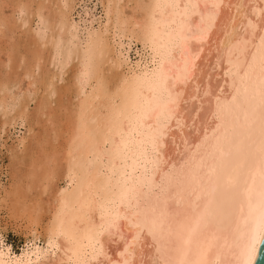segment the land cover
Wrapping results in <instances>:
<instances>
[{"label":"bare ground","instance_id":"6f19581e","mask_svg":"<svg viewBox=\"0 0 264 264\" xmlns=\"http://www.w3.org/2000/svg\"><path fill=\"white\" fill-rule=\"evenodd\" d=\"M24 1V3H29L26 2V0ZM31 1L33 0H30V2ZM119 1L115 0L114 2L113 0L114 3L112 4L115 6V3H119ZM130 1L128 3H132ZM110 2H112V0H109L108 3ZM39 4L41 3H38V5ZM143 5L144 6L141 7L138 5L141 9V11L139 10L141 14L138 16L140 17V23H137V17L135 18L136 22L133 19L134 23L138 24V34L135 33L136 31H133L136 36H139V39H142L143 43H145L148 48L144 54L145 64L140 66V68L138 67V70L132 73L133 75L130 73L132 76L129 80L127 79L128 81L125 87L123 86L124 89L122 88L123 93L122 96L120 95L121 100L120 102L118 101V103H120L119 107L116 109L114 117L110 119L111 121L108 124L110 145L107 151L103 150V152L101 150L102 146H100L101 149H98L97 146L98 152L99 150L103 152L100 151L102 155L99 152L101 155L100 161L104 162V166L101 168L103 170L99 168L90 176L91 179L89 178L90 180L88 182V178L86 179L87 183L84 182V185L78 189H74L71 193H64L66 195L63 196V194L61 195L62 192H59L63 197L60 198L62 199V203L60 202L61 204L57 202L60 206L61 213L56 219L58 220L56 222L61 225L59 230L63 237L60 238L61 240L59 242L61 244V254L58 255L57 260L54 262H58V264H253L264 232V0H145ZM3 6L0 4V27L7 28L9 26L8 28L11 30L13 25H11L12 23H9V25L7 22L10 15H6L8 17L6 20L5 14L2 13L6 11V9L5 11L3 10L6 5ZM24 6L25 4L23 5V10H25ZM26 6H28V4ZM39 6H34L33 8L37 10ZM116 6L112 7V11L110 9L111 13L113 12L114 14L115 22H117V18H120V14L119 17L118 15L116 16V11L118 12L120 10L119 5L117 6L119 10H116ZM6 7H12V5H7ZM30 9L32 8L28 7L27 11ZM58 9L59 10H55V12H58L56 15L59 17V14L61 15L64 13L62 10L60 11L61 6ZM14 10L15 13L18 14L17 9ZM39 10L40 8L37 11L39 12ZM27 11L26 13L30 14L29 11ZM49 11H51L50 8ZM106 11H109V8ZM31 12H33V10ZM108 13L110 12L103 15L107 23L105 26H108ZM131 13L134 12L131 11ZM32 14L33 13L30 15ZM41 14H38V16ZM47 15L50 16L49 14ZM133 15L135 17L138 14L136 13L135 15L134 13ZM127 16L129 15L127 14ZM40 17H42V15ZM53 17L55 20L52 19L51 21L54 20L56 22L55 15H53ZM46 18L49 17L46 16ZM61 19L59 17V20ZM114 19H112V21H114ZM120 19L119 21L121 22L122 19ZM129 19H131V17ZM128 20L127 22L129 23ZM134 23L130 25H134ZM117 24L115 23L114 27L113 25L112 27L117 28L115 27ZM120 24L122 25V23ZM59 25L58 27H61L62 24ZM109 25H111V22ZM127 26H129V24ZM121 28L120 26V29ZM127 28L131 29L130 27ZM136 28L137 25L135 30ZM14 32L16 33V31ZM126 32L128 33V30H126ZM135 35L133 37H136ZM59 37L61 36L59 35ZM6 40L8 41V38ZM18 42H16L15 45L19 46L17 44ZM48 43H50V41ZM103 43L104 42H102V45ZM99 44L97 43L96 45ZM88 45L89 46L85 47L84 51L78 57V68L77 70L74 68L76 71L75 78L73 77L75 74L72 76L75 83L72 82L71 86L73 87V83L76 84L78 88L76 89L80 91L82 88V92L83 86H85L88 81L92 70L95 71V68L99 66L96 65V67L93 63L95 61L96 64L98 59L94 60V58L97 57L95 55V51L97 50H95L92 44ZM102 45L100 47H102ZM24 47H26V45H24ZM18 48L20 47H17V51ZM101 49L102 48L98 50L99 53ZM50 50H52V48ZM104 50L106 51V48H104ZM140 50H142V48ZM15 53L17 52L15 51ZM26 53H22V56L26 55ZM38 53V51H32V54L29 55L30 62H37ZM67 53L65 52L64 58L65 55L67 56ZM10 54L13 55L12 52ZM10 54L9 56H11ZM17 55L15 57L18 58L19 55ZM100 55L102 54L100 53ZM6 59L7 58H5V60ZM44 62H42V64H44ZM17 63H19L18 60ZM22 63L23 62H21V64ZM4 64H6V62ZM14 64L16 65V63H13V65ZM18 65L19 64L16 66ZM16 66L15 68H17ZM40 66L37 65L36 69ZM18 67H20V65ZM11 69H14V66L13 68L11 66ZM17 69H15V72L13 71V75L16 73ZM34 70L33 67V71ZM94 71L92 73H94ZM20 72H22V76H19L21 79L24 76L23 71ZM46 73L47 72H44V74ZM73 73L75 72L73 71ZM95 73L97 74V71ZM36 75H39V73ZM109 75L107 74V77L111 79L113 76L112 74L111 77ZM40 76L41 75H39V77ZM49 77L51 78L52 75ZM104 77L106 76L102 78ZM115 77L114 75V78ZM13 78L16 79V77ZM19 78H17V80ZM92 78L93 77H91V79ZM8 79L9 78L6 80ZM91 79L89 78L90 81ZM113 79H111L109 83H113ZM116 79L118 78L114 79L115 82H117ZM41 80L43 79L41 78ZM106 81L105 79L103 82L106 83ZM121 81L123 80L121 79ZM38 82L41 81L38 80ZM31 84L29 83L28 85L30 86ZM41 84L43 83L41 82ZM1 86H3V84ZM108 86L110 85L108 84ZM67 88L68 87H66V89L61 87L60 90L65 89L67 91ZM102 88L99 89V92ZM35 89L37 90V88ZM50 89L54 94L53 89ZM47 90L45 88L46 97L48 93ZM60 90L56 91V94H59L58 92H61ZM117 90L120 91L121 89L117 88ZM30 92L28 91L27 93L29 94ZM62 92L65 94V91L62 90ZM77 94L76 92L75 96ZM97 95L101 96L98 93ZM62 96L64 95L62 94ZM91 96L94 97L93 95ZM7 97H5V99ZM34 97H36V95ZM56 97L58 98V95ZM69 97L71 98V96ZM69 97L67 100H71ZM100 98L101 97H99V99ZM1 99L5 101L4 98ZM7 99H9V97ZM47 99L49 101L45 102L47 103V109L49 108L50 110L51 107L48 106L51 101L48 97ZM80 99L83 100L84 97ZM43 100H38L40 109L45 105ZM4 101L0 103L2 104ZM9 101L10 99L8 102ZM24 101L22 103H24ZM79 103L82 102L79 101ZM4 104L6 105V103ZM65 104L68 106L69 102ZM6 107H8V104ZM38 108L39 107L36 109ZM76 108L75 111L74 108H72L71 110L74 112H70L69 118L67 117L72 132L67 145V153H65L69 156L72 151L77 153L75 148V145H77V149L80 152L82 151L85 157L91 154V147H93L94 141L87 131V119L85 114L87 106L78 104ZM7 109L8 108H6V110ZM4 111H2V113L7 115ZM19 111L22 112V110ZM2 113L0 115H2ZM38 113L41 114V110L40 112L38 111ZM43 113L47 112L44 111ZM62 113H64L63 110ZM28 114L27 116H29V120L31 121V119H34L32 116L36 113L34 115ZM49 114H47V116H49ZM53 115L51 114L50 117ZM6 117L7 119L9 117L12 118L10 114L9 117L8 115ZM13 117H15V115H13ZM26 118L24 120L28 119ZM37 118L38 119L35 120L38 122L39 117ZM55 120L54 122L58 123V120ZM51 121L52 120H50V122ZM4 122L2 121L1 126L5 124ZM59 123H61L60 120ZM53 124L52 126L54 128L55 125ZM63 125L61 124L59 126ZM95 127L98 128V126ZM46 128H48V126ZM65 128L63 127L64 130ZM45 129L43 128L42 131L44 132ZM50 129L49 124V130ZM62 132L64 131H59L58 133L62 134ZM44 133H46V131ZM58 133L56 131L55 135ZM65 133H68L67 130H65ZM46 134L48 138V134L50 133L47 132ZM39 135L40 134H38V136ZM33 136L31 139L33 138V142H35L36 140ZM65 136L67 137V135ZM58 137L59 136H57V138ZM44 138L42 142L41 137L39 138V147L44 153L43 155L40 154L42 156L40 157L41 162L35 163V157H32L31 160L34 158V164L31 165L33 166L32 171L28 170L29 164H27L28 168L23 167V169L27 168L34 180H37L38 177L41 179H39V182L37 180L38 189L42 187V184L38 186L39 183L46 184V182H42V179H45L46 175L50 177L49 175L52 173L49 172V174H47L46 168L43 167H46V164L47 166L48 164L51 165V163H55L56 166V162L60 164L61 161H58L59 154L54 148L53 150L50 149L52 152L49 154L46 152V145L53 144H46ZM49 138H51L50 141L52 142L56 139L55 141L58 143L57 138H52V136ZM30 141L32 140L29 139V142ZM47 141H49V139H47ZM63 141L61 140V142ZM31 144L30 142V145ZM56 145V148H58L59 145ZM65 146L64 144V148ZM30 147H28V150ZM62 150L59 151L62 152ZM40 152L42 153V151ZM18 156H20V154L17 155V157ZM29 156L30 154L28 157ZM69 156L66 157L68 158ZM77 156L79 155L77 154ZM24 158L25 157H23V159ZM72 158H68V160ZM86 159L88 158L86 157ZM73 160L74 158L71 161ZM82 161H84L83 158ZM64 162L65 160L63 164ZM17 163H15V165ZM17 165L15 167H17ZM72 165H75V162L74 164L72 163ZM49 167L50 166L47 167L48 170L50 169ZM64 167L66 166L64 165ZM56 168L59 169V166H56ZM38 169H41L40 172H38ZM54 170L56 172L58 171L55 168ZM23 175L24 174H22V176ZM30 175H28L29 180L32 178ZM89 175H87V177ZM59 176H57V178H59ZM24 177L27 176L25 175L23 178ZM25 180L27 181V179ZM31 180L34 181L33 179ZM55 180L57 181L59 179ZM48 182H52L53 184L55 181H47V183ZM28 184L29 185H27V183L25 184L24 190L30 187L32 183ZM26 185L28 187H26ZM53 186L55 185L53 184ZM43 187H46V185ZM49 187L52 188L51 186ZM35 188L36 185L34 189ZM32 189L30 187L28 191L30 192ZM64 189L61 191L64 192ZM46 190L48 189H45V191ZM38 191L39 194L43 192L42 190ZM58 191H60V188ZM21 192L23 193V190H21ZM25 192L27 191L25 190ZM32 192V196L36 194H32ZM22 193L21 195L24 197L26 193L25 195ZM41 196L42 195L39 197L40 199ZM13 199L11 198L9 201ZM40 199L39 201L42 202ZM20 201L19 199L17 200L19 203ZM34 201L32 202L33 204ZM22 202L24 204L23 199L20 204H22ZM25 202L27 203V201ZM44 202L46 201H43V203ZM12 204L10 205L12 206ZM33 204L31 205L30 203V206H34V208L31 209H29L30 207H26V209L22 207L24 210L22 214L25 213L27 215L26 218H29L32 222L38 220V216L41 218L38 213L43 211L41 209L44 208V206L36 207L35 205L38 203ZM25 205L27 204L23 206L25 207ZM54 208L56 207H53V209L51 208L50 212H52ZM57 211H59V209ZM15 212L18 213L19 211ZM20 212H22V210ZM53 213H51V215H53ZM22 214H20V216ZM39 221L41 220L39 219L37 222L39 223ZM50 227L48 226L49 229ZM55 227H57V225H55ZM56 230L54 228H52V230H47L48 234L50 233L47 236L53 238L54 235L57 234V232H55ZM48 242L45 243L47 244ZM29 262V257H26L25 260L21 259V261H12V259H9L7 253L3 254L0 252V264H28Z\"/></svg>","mask_w":264,"mask_h":264},{"label":"rangeland","instance_id":"374dc122","mask_svg":"<svg viewBox=\"0 0 264 264\" xmlns=\"http://www.w3.org/2000/svg\"><path fill=\"white\" fill-rule=\"evenodd\" d=\"M5 1V0H4ZM3 0H1L0 2V4L3 6H11L12 5V7H6L5 6V8H3V10L5 11V9H6V11L5 12H2L3 14H5L4 16H5V19L7 20V16H11V18H10V16H9V18H8V20H7V22H8V24L10 23H12L11 25H13L12 27V29L10 30L8 27V29L7 28H5V27H0V62H1V65H0V80L2 81H0V97L1 98H4L5 99V97H9V99H10V101L9 102H11V103H9L8 102V100L9 99H5V101L4 100H2L1 98H0V102L1 101H4V102H2V104L0 103V109H2V110H0L1 112H0V114L2 113V111H4V113H6L7 115H8V117H9V114H10V116H12V118L11 117H9L8 119H7V115H5V114H3L2 113V115H0V126L2 125V121L5 123V124H3V126H1L0 127V252H2L3 254H5V253H7L8 255H9V259L11 260L12 259V261H21V259L23 260H25L26 259V257H29L30 258V262L28 263V264H58V262H54V261H56L57 260V257H58V255L59 254H61V244L59 243L60 242V238H62L63 237V235L61 234V231L59 230V228L61 227V225H59V223L58 222H56V221H58V220H56L57 218H58V216H60V213H61V210H60V206H59V204H61L62 202H61V200L62 199H60L61 197H63L64 195H66L67 193H71L74 189H78L79 187H81L82 185H84V182L85 183H87L91 178H90V176L91 175H93L94 173H95V171H97L99 168L101 169L102 168V166H104V162L103 161H100V159H101V155H102V153L104 152V151H107V148L109 147V145H110V136H109V134H108V124H109V122L111 121L110 119H112L113 117H114V113H115V111H116V109L119 107V104L120 103H118V101L120 102V100H121V96H122V93H123V89H124V87H125V84H126V82L129 80V78L133 75L132 73H134L135 72V70L137 71L138 70V67L140 68V66H143L145 63V57H144V54H145V52L148 50V48L146 47V44L145 43H143V41H142V39L140 38H138L139 36H136L135 35V33H137L138 34V24L137 23H140V17H138V16H140L139 14H141V9H140V7L141 6H144L143 5V2L145 3V0H132V1H130V0H116V1H119V3H115V6H116V4H117V6L119 5V8H120V10H119V8H117V6H116V10L118 9L119 11L117 12L116 11V16L118 15V17H119V14H120V18L122 19H120L121 20V22L119 21V19L117 18L116 20H117V22H115V19H114V14H113V12L111 13V11H112V7H115L112 3H114L115 2V0H114V2H113V0H112V2H110V3H108L109 2V0H33V1H31L30 2V0L28 1V0H26V2H29V3H33V4H29V3H24L25 1L24 0H19V2H18V0H7L8 1V3H7V1H5L4 2ZM68 1V2H67ZM132 2V3H128V2ZM12 2V3H11ZM41 3V4H39V5H41V6H43V7H41V6H39L38 5V3ZM60 2V3H59ZM137 2H138V4H137ZM141 2V3H140ZM3 3V4H2ZM5 3V4H4ZM15 5H14V4ZM20 3H21V7H20ZM37 3V4H36ZM105 3H107V4H105ZM134 3V4H133ZM25 4V6H24V9L27 11V9H28V7L29 8H32V9H30V10H28L29 11V13L31 14V13H33L32 15H30V14H28V13H26V11L25 10H23V5ZM28 4V6H26ZM61 4V5H60ZM63 4H64V6H63ZM70 4V5H69ZM136 4V5H135ZM31 5H32V7H31ZM55 5V6H54ZM58 5H59V7L61 6V9H60V11L62 10V12L64 13V14H59V17H60V19L62 18V17H64V18H62L61 20H59V17H58V15H56V14H58V12H55V10L57 11V10H59L58 8ZM104 5V6H103ZM106 5H107V8H106ZM113 5V6H112ZM132 5V6H131ZM135 5V6H134ZM138 5H140V7L138 6ZM3 6V7H4ZM36 7V6H39V7H37L38 9L40 8V10H39V12L35 9V8H33V7ZM63 6V7H62ZM138 6V7H137ZM26 7V8H25ZM69 7V8H68ZM111 7V8H110ZM11 8H12V10H13V13H12V10H11ZM49 8H50V10L51 11H49ZM103 8V9H102ZM108 8H109V11H106V10H108ZM14 9H17V12H18V14H16L15 13V10ZM48 9V10H47ZM65 9V10H64ZM110 9H111V11H110ZM137 9H138V11H137ZM21 10V11H20ZM33 10V12H31ZM64 10V11H63ZM69 10V11H68ZM136 10V11H135ZM140 10V11H139ZM11 11V12H10ZM25 11V12H24ZM27 11V12H28ZM35 11V12H34ZM42 11V12H41ZM49 11V12H48ZM120 11H122V12H120ZM131 11L132 12H134L135 13V15H136V13L138 14V15H136L135 17H134V13H131ZM43 13V14H41V13ZM61 12V13H62ZM107 12H110V13H108V16H109V21H108V26H105V25H107V23H106V21H105V16H103V15H106V13ZM122 13V14H121ZM23 14V15H22ZM38 14H41L42 15V17H40L41 15H39L38 16ZM47 14H49L50 16H48ZM127 14L129 15V16H127ZM2 15V14H1ZM7 15V16H6ZM29 15V16H28ZM43 15H45V16H43ZM53 15H55V18H56V22L57 23H59V21H60V25L62 24L63 25V27H62V25H61V27L62 28H64V29H62L61 27H58V25L59 24H57L54 20V17H53ZM46 16L47 17H49V18H46ZM58 18H57V17ZM127 16V17H126ZM50 17H52V18H50ZM111 17V18H110ZM131 17V19H129ZM138 18L137 19V23L135 24L134 23V20H135V22H136V19L135 18ZM129 20H128V19ZM52 19H54L53 21L55 22H53V21H51ZM57 19H58V21H57ZM112 19H114V21H112ZM134 19V20H133ZM10 20V21H9ZM111 20V21H110ZM124 20V21H123ZM127 20L129 21V23L127 22ZM130 20H132V21H130ZM66 21V22H65ZM105 21V22H104ZM118 21H119V23H118ZM123 21V22H122ZM111 22V25H109V23ZM113 22V23H112ZM105 23V24H104ZM115 23L117 24H119V26H118V24L115 26V27H117V28H113L114 27V25H115ZM120 23H122V25L120 24ZM134 23V25H130V24H133ZM9 24V25H10ZM129 24V26H127ZM14 25H16V26H14ZM59 25V26H60ZM102 25H103V27H102ZM112 25H113V27H112ZM136 25H137V28H136V30H135V27H136ZM120 26L122 27L121 29H120ZM134 26V27H133ZM53 27H55V28H53ZM66 27V28H65ZM107 28V29H105V28ZM111 27V28H110ZM127 27H130L131 29H129V28H127ZM46 28V29H45ZM59 28H61V29H59ZM120 30H119V29ZM127 28V29H126ZM7 29V30H6ZM56 29V30H55ZM66 29V30H65ZM109 29V30H108ZM112 29V30H111ZM116 29H118L119 30V32L117 33V31L118 30H116ZM123 29V30H122ZM5 30V31H4ZM18 30V31H17ZM72 30V31H71ZM113 30H114V32H113ZM122 30V31H121ZM126 30H128V33L126 32ZM136 31L135 33H134V31ZM7 31V32H6ZM10 33H9V32ZM14 31H16V33L14 32ZM44 31V32H43ZM54 31V32H53ZM59 31V32H58ZM65 31V32H64ZM130 31V32H129ZM133 31V32H132ZM12 32V33H11ZM55 32H56V34H55ZM112 32V33H111ZM123 34H122V33ZM15 35H14V34ZM54 33V34H53ZM59 33V34H58ZM66 33V34H65ZM119 33H121V34H119ZM132 33V34H131ZM12 34V35H11ZM38 34V35H37ZM41 34H43V35H41ZM62 34V35H61ZM104 34V35H103ZM110 34V35H109ZM136 36V37H133L134 35ZM3 35V36H2ZM37 35V36H36ZM59 35L61 36V37H59ZM71 35V36H70ZM129 35H131V36H129ZM5 36V37H4ZM7 36V37H6ZM17 36V37H16ZM25 36V37H24ZM36 36V37H35ZM38 36H39V38H38ZM55 36H57V37H55ZM65 36V37H64ZM67 36V37H66ZM114 36V37H113ZM127 36V37H126ZM4 37V38H3ZM29 37V38H28ZM32 37V38H31ZM64 39H63V38ZM8 38V41L6 40V39ZM13 38H14V40H13ZM26 40H25V39ZM40 38H43V39H40ZM57 38V39H56ZM63 40V42H62V40ZM67 39V41H66V39ZM131 38V39H130ZM136 38V39H135ZM18 39V40H17ZM60 39V40H59ZM102 39V40H101ZM130 39V40H129ZM135 39V40H134ZM14 42H13V41ZM15 40H17V41H15ZM20 40V41H19ZM26 42H25V41ZM35 40V41H34ZM50 41V43H48L49 41ZM99 40V41H98ZM11 41H12V43H11ZM19 41V42H18ZM59 41V42H58ZM16 42H18L17 44L19 45V46H17V45H15L16 44ZM28 42V43H27ZM32 42H34V43H32ZM52 42V43H51ZM61 42V43H60ZM91 42V43H90ZM99 42H100V44H99ZM102 42H104L103 43V45H102ZM20 43V44H19ZM99 44V45H96V44ZM14 44V45H13ZM26 45V47H24V45ZM29 46H28V45ZM36 44V45H35ZM55 44V45H54ZM59 46H58V45ZM88 44H92L94 47H95V50H97V51H95V55L97 56H95L96 58H94V60H96L97 58L99 59H97V61H98V63H97V61H96V64H95V61L93 62L94 63V66H96V65H99L97 68H95V71L94 70H92V72L94 71V73L97 71V74L95 75L94 73H92L91 72V74H90V76H89V78L91 79V77H93L94 78V80H93V78L91 79V81L89 80V78H88V81H89V83H88V81L86 82V84H85V86H83V92H82V88H81V90L79 91V90H77L78 88H77V86H76V84H74L75 83V80L73 79V77L75 78V76H76V71H75V69L77 70V68H78V62H79V56L81 55V53L84 51V49H85V47H87V46H89ZM105 44V45H104ZM107 44V45H106ZM143 44V45H142ZM145 44V45H144ZM10 47H9V46ZM33 45V46H32ZM38 45V46H37ZM51 45V46H50ZM102 45V47H100ZM15 46H16V49H15ZM37 46V47H36ZM41 46H43V47H41ZM45 46V47H44ZM58 46V47H57ZM104 46V47H103ZM106 46V47H105ZM107 46H108V48H107ZM13 47V48H12ZM17 47H20V48H18V51H17ZM23 47H24V49H23ZM31 47V48H30ZM41 47V48H40ZM83 47V48H82ZM9 48H11V49H9ZM29 50V49H31V50H27V49ZM40 48V49H39ZM52 48V50H50ZM62 48V49H61ZM64 48V49H63ZM97 48V49H96ZM100 48H102L103 50H104V48H106V51L108 52H106L105 50L103 51L102 49L100 50V53L102 54V55H100V53L98 52V50L100 49ZM142 48V50H140ZM145 48V49H144ZM147 48V49H146ZM15 49V50H14ZM19 49H21V50H19ZM26 49V50H25ZM62 50V51H61ZM69 50V51H68ZM15 51L17 52V53H15ZM32 51H38L39 53L37 54V62H30V59H29V55L30 54H32ZM42 51H43V53H42ZM59 51V52H58ZM102 51V52H101ZM140 51V52H139ZM12 52L13 53V55L12 54H10V53ZM26 53V55H23L22 56V53L23 54H25ZM53 52V53H52ZM65 52L67 53V52H69V53H67V56H68V54H69V56L67 57L66 55H65V58H64V54H65ZM76 52V53H75ZM98 52V53H97ZM143 52V53H142ZM19 53V54H18ZM55 53H56V55H55ZM138 53H139V55H138ZM140 53H142V54H140ZM7 54V55H6ZM9 54L12 56H9ZM19 56H18V55ZM43 56H41V55ZM18 56V58L17 57H15V56ZM39 55V56H38ZM42 58H41V57ZM57 56V57H56ZM141 56H143V57H141ZM10 57V58H9ZM15 57V58H14ZM21 57V58H20ZM47 57V58H46ZM5 58H7L6 60H5ZM15 59V60H13V59ZM20 58V59H19ZM24 58H25V60H24ZM28 58V59H27ZM41 60H40V59ZM45 58V59H44ZM10 59H11V61H12V63H11V61H10ZM22 59V60H21ZM53 59V60H52ZM65 59V60H64ZM138 59H139V61H138ZM141 59V60H140ZM17 60L19 61V63H17ZM24 60V61H23ZM4 61V62H3ZM10 61V62H9ZM23 62L22 64H21V62ZM39 61H40V64H39ZM44 62V61H46V62H44V64H46V65H44V64H42V62ZM65 61H67V62H65ZM141 61V62H140ZM6 62V64H4ZM3 63V64H2ZM13 63H16V65L17 64H19L20 65V67H18V66H16L15 64L13 65ZM29 63V64H28ZM100 63H101V65H100ZM24 64V65H23ZM41 65L40 67H38L37 69H36V66L37 65ZM116 64V65H115ZM8 65H10V66H8ZM3 66V67H2ZM11 66H12V68H13V66H14V69H11ZM15 66L18 68V69H20V70H18L17 68H15ZM24 66H25V68H24ZM94 66H93V68H94ZM109 66V67H108ZM134 66V67H133ZM33 67H34V69L36 70H34L33 71ZM42 67V68H41ZM46 67H47V69H46ZM3 68V69H2ZM6 68V69H5ZM10 68V69H9ZM23 70H22V69ZM40 68H41V71H40ZM43 68H44V70H43ZM75 68V69H74ZM100 68H101V71H100ZM134 68V69H133ZM15 69H17L18 70V73H20V74H18L17 73V70H16V73L13 75V71L15 72ZM74 69V70H73ZM99 69V70H98ZM110 69V70H109ZM114 69H115V71H114ZM11 70H12V73H11ZM47 70V71H46ZM133 70V71H132ZM2 71V72H1ZM20 71H23V76L24 77H22L21 79L19 78V76H22V72H20ZM33 71V72H32ZM37 71H38V73H39V75H41L40 77H39V75H36V74H38L37 73ZM40 71V72H39ZM42 71H44V72H47L46 74H44V72H42ZM73 71L75 72V73H73ZM107 71V72H106ZM113 71V72H112ZM5 72V73H4ZM11 73V74H9V73ZM35 72H36V74H35ZM99 72V73H98ZM102 74H101V73ZM110 72H111V74H112V78L111 79H113L114 78V75L116 76L115 78H118V79H116L117 80V82H115V78L113 79V83H115V84H113L112 82V84L111 83H109L110 81H111V79L109 78V77H107V74L109 75L110 74ZM116 72H117V74H116ZM128 72V73H127ZM104 73H106V74H104ZM113 73H115V74H113ZM118 73H120V74H118ZM130 73L132 74V75H130ZM4 74V75H3ZM30 76H29V75ZM43 74V75H42ZM75 74V75H74ZM92 74H93V76H92ZM111 74L109 75L110 77H111ZM13 76V77H16V79L15 78H13V77H11V76ZM28 75V76H27ZM45 75V76H44ZM51 76L52 75V79L49 77V76ZM74 75V76H73ZM117 75H118V77H117ZM3 76V77H2ZM18 76V77H17ZM27 76V77H26ZM34 76H35V78H37L39 81H41L43 84H41V82H38V80L37 79H35L34 78ZM50 78H48V77ZM73 76V77H72ZM95 76V77H94ZM103 76H106V77H104V78H102ZM128 78H127V77ZM26 77V78H25ZM44 77V78H43ZM45 77H47V78H45ZM97 77V78H96ZM121 77H123V78H121ZM2 78V79H1ZM5 78V79H4ZM7 78H9L8 80H6ZM12 78H13V80H12ZM17 78H19L18 80H17ZM32 78V79H31ZM41 78L43 79V80H41ZM98 78H99V80H98ZM120 78V79H119ZM4 79V80H3ZM34 79V80H33ZM101 79V80H100ZM106 79L107 81H106V83L105 82H103L104 80ZM110 79V80H109ZM121 79L123 80V81H121ZM128 79V80H127ZM30 80V81H29ZM47 80V81H46ZM74 80V81H73ZM93 80V81H92ZM6 83H5V82ZM14 83V85H13V83ZM33 81V82H32ZM49 81V82H48ZM50 81H51V83H50ZM53 81V82H52ZM125 81V82H124ZM46 83V85H45V83ZM72 82H74L73 83V87L71 86L72 85ZM122 82V83H121ZM5 83V84H4ZM11 83H12V85H11ZM31 84L30 86L28 85V84ZM39 85H38V84ZM123 83H124V85H123ZM3 84V86H1ZM27 84V85H26ZM35 84V85H34ZM52 84V85H51ZM54 84V85H53ZM103 85V88H102V85ZM106 84V85H105ZM108 84L110 85V86H108ZM38 85V86H37ZM45 85V86H44ZM75 85V86H74ZM120 85V86H119ZM30 88H29V87ZM41 86V87H40ZM42 86H44V87H42ZM52 86H54V87H52ZM62 88H65L66 89V87H68L69 88V86H70V88L68 89L67 88V91L65 90V89H61L60 90V88L61 87ZM66 86V87H65ZM119 86V87H118ZM124 86V87H123ZM22 87V88H21ZM27 87V88H26ZM33 87H34V89L35 88H37V90L35 89H33ZM39 87V88H38ZM55 87H57V88H55ZM60 87V88H59ZM102 88L101 90H100V92H99V89L100 88ZM26 88V90L24 91V89ZM32 88V89H31ZM44 90H43V89ZM45 88H46V90H47V92L49 93H47V97L50 99V105L48 106V107H51V109L49 110V108L47 109V103L45 102V101H49L48 99H47V97H46V93H45ZM50 88H55V89H53V91H54V94L52 93V90L50 89ZM74 88V89H73ZM77 88V89H76ZM99 88V89H98ZM117 88L118 89H121L120 91H118L117 90ZM123 88V89H122ZM5 89V90H4ZM20 89H21V91H20ZM27 89H28V91L30 92V91H32L33 92V94H32V92H30L29 94L27 93L28 91H27ZM51 90V91H50ZM61 91V92H58L59 94H56V91ZM62 90L63 91H65V94H64V92H62ZM104 90V91H103ZM50 91V92H49ZM71 91V92H70ZM13 92V93H12ZM23 94H22V93ZM26 92V93H25ZM76 92L78 93L76 96H75V94H76ZM82 92V93H81ZM98 94H100L101 96H98L97 95V93ZM2 93V94H1ZM36 93V94H35ZM73 94V95H71V94ZM96 93V94H95ZM103 93V94H102ZM121 93V94H120ZM13 94V95H12ZM16 94V95H15ZM17 94H19V95H17ZM26 94V95H25ZM41 94V95H40ZM45 96H44V95ZM56 94V95H55ZM62 94L64 95V96H62ZM87 94V95H86ZM119 94V95H118ZM15 95V96H14ZM36 95V97H34ZM51 95V96H50ZM58 95V98L56 97ZM61 95V96H60ZM83 95V96H82ZM91 95H93L94 97H90ZM96 95V96H95ZM117 95H118V97H117ZM121 95V96H120ZM18 96V97H17ZM22 96H23V98L25 99L26 97V99H25V101H27V102H25L24 101V99L22 98ZM50 96V97H49ZM67 96V97H66ZM69 96H71V98L69 97ZM73 96V97H72ZM88 96V97H87ZM98 96V97H97ZM34 97V98H33ZM37 97H38V99H37ZM69 97V99H71V100H67V98ZM74 97H76V98H74ZM83 97H84V99H83ZM99 97H101L100 99H99ZM33 98V99H32ZM40 98V99H39ZM57 98V99H56ZM64 98V99H63ZM74 98V99H73ZM80 98H82L83 100H85V101H83V100H81ZM86 98H87V100H88V98H89V100L87 101L86 100ZM91 98V99H90ZM96 99V100H94V99ZM98 98V99H97ZM12 99H13V101H12ZM35 99H36V101H35ZM43 99H45V100H43ZM67 101H66V100ZM80 99V100H79ZM119 99V100H118ZM18 100V101H17ZM38 100H43V102L45 103V105L43 106V107H41L42 109H40V106H39V102H38ZM61 100V101H60ZM77 100V101H76ZM98 100V101H97ZM20 101V102H19ZM24 101V103H22ZM55 101H56V103H55ZM73 101H76V102H73ZM79 101L80 102H82V103H79ZM91 101H94V102H91ZM95 101H96V103H95ZM19 102V103H18ZM61 102V103H60ZM68 103L69 102V105L68 106H66V104L65 103ZM71 102V103H70ZM84 102V103H83ZM4 103H6V105L4 104ZM14 103H15V105H16V103H17V105L15 106L14 105ZM23 105H25V103H26V108H25V106H23ZM61 105H60V104ZM73 103V104H72ZM86 103H87V105H86ZM91 103V104H90ZM7 104H8V107H6L7 106ZM48 104H49V102H48ZM77 104V105H76ZM78 104L79 105H85V106H87V108H86V119H87V121L89 122H87L86 121V125H87V131H88V133H89V135L93 138V141H94V143H93V147H91V154H89L88 156H85L84 157V154H82L83 152L81 151H79L78 149H77V145H75L76 147V152L77 153H74L75 151H72L71 152V154H70V156L69 155H66V153H67V145H68V142H69V137L71 136V126L68 124V119H67V117L68 116H70V112H72L73 110H71L72 108H74V111H75V109H77L76 107H78ZM35 105H37V106H35ZM17 106H19V107H17ZM23 106V107H22ZM56 106V107H55ZM91 108H90V107ZM92 106H93V108H92ZM1 107H3V108H1ZM12 107H14V108H12ZM16 107V108H15ZM20 107H22V108H20ZM37 107H39L38 109H36ZM59 107V108H58ZM62 109H61V108ZM96 107V108H95ZM6 108H8L7 110H8V112H7V110H6ZM20 108V109H19ZM56 108V109H55ZM57 108H58V111H57ZM64 108V109H63ZM4 109V110H3ZM66 109V110H65ZM70 109V110H69ZM19 110H22V112L21 111H19ZM34 110H36V111H34ZM40 110H41V114L40 113H38V111L40 112ZM53 110V111H52ZM62 110H63V112L64 113H62ZM68 110V111H67ZM89 110V111H88ZM14 111V112H13ZM18 111V112H17ZM26 111V112H25ZM44 111H46L47 113H43ZM73 111V112H74ZM88 111V112H87ZM30 112V113H29ZM32 112V113H31ZM56 112V113H55ZM57 112H59V113H61V114H59V113H57ZM69 112V113H68ZM15 113V114H14ZM29 113V114H28ZM36 113V114H35ZM40 114L39 116H37L38 114ZM43 113V114H42ZM50 113V114H49ZM57 115H55V114ZM90 113V114H89ZM110 113H111V115H110ZM26 114V115H25ZM27 114L28 115H30V114H32V115H34V116H32L34 119L32 120L31 118V121L29 120V116H27ZM47 114H49V116H47ZM51 114L53 115L52 117H50L51 116ZM59 114V115H58ZM13 115H15V117H13ZM24 115V116H23ZM92 115H93V117H92ZM94 115H96V116H94ZM17 116V117H16ZM19 116H21V117H19ZM28 118H26V117ZM63 116V117H62ZM37 117H39V120H38V122H37V120H35V119H38ZM54 117V118H53ZM59 117V118H58ZM64 117H66V118H64ZM4 118H6V119H4ZM17 118H19V119H17ZM27 119V120H24V119ZM58 118V119H57ZM63 118V119H62ZM69 118V117H68ZM4 119V120H3ZM22 119H23V121H22ZM48 121H46V120ZM52 120L51 122H50V120ZM56 119V120H55ZM13 120V121H12ZM19 120V121H18ZM21 120V121H20ZM34 120H35V122H34ZM54 120L55 121H57L58 120V123L57 122H54ZM59 120H60V122L61 123H59ZM33 121V122H32ZM47 122V125H46V122ZM8 122V123H7ZM20 122V123H19ZM50 122V123H49ZM35 123H37V124H35ZM54 123V124H53ZM94 123V124H93ZM100 123V124H99ZM104 124V126H103V124ZM43 125V127H42V125ZM49 124H50V128L52 129L53 128V126H52V124L53 125H55L54 126V130L52 129V131H51V129L49 130ZM63 125V126H59V125ZM44 125H46V126H44ZM67 125V126H66ZM100 125V126H99ZM48 126V128H46ZM60 128H59V127ZM69 126V127H68ZM95 126H98V128H96ZM58 127V128H57ZM63 127L65 128V130H67V134L65 133V130L63 129ZM68 127V128H67ZM43 128L45 129L44 130V132L46 131V133L48 132V133H50V134H48V138H47V134L46 133H44L42 130H43ZM57 128V129H56ZM62 128V129H61ZM100 128V129H99ZM41 129V130H40ZM58 129H60V130H58ZM47 130H49V131H47ZM70 130V131H69ZM107 130V131H106ZM51 131V132H50ZM56 131H57V133L60 131H64V132H62V134L61 133H58V134H60V135H55L56 134ZM39 132V133H38ZM42 132H43V134H42ZM38 134H40L39 136H38ZM53 134V135H52ZM64 134V135H63ZM70 134V135H69ZM34 135V136H33ZM42 135V136H41ZM65 135H67V137L65 136ZM34 137L35 138V142H33L34 141V139L32 138L31 139V137ZM36 136V137H35ZM52 136V138L53 137H55V138H57V136H59L57 139V142L58 143H56V139L55 140H53V142L52 141H50L51 140V138H49V137H51ZM65 136V137H64ZM41 137V142H42V139L45 137V138H47V139H49V141H47V139H45L44 138V141H46V144L47 143H50V144H53V145H49V144H47V145H49V146H47L46 145V152H48V154L50 153V152H52L51 150H53V148H54V150L60 155H58V161H60V164L58 163V162H56V166L58 167L59 166V169L58 168H56V166H55V163L53 164V163H51V165H49L48 164V166H50L49 168V170H51V171H49L48 170V166H47V164L45 165L46 167H43V168H46V170H47V174H49V172L51 173L49 176L50 177H48L47 175H46V177H45V179H42L43 181L42 182H46V184L45 183H39V185L38 186H41V184H42V187H40V189H38V187H37V183L39 182V177H38V182H37V180H34V178L32 177V174L30 173V172H28V170L29 171H32V167L33 166H31V165H33L34 163V158H33V160H31L32 159V157H35V163H40L41 162V158L40 157H42L41 155H43L44 153H43V150L42 149H40V147H39V141H40V138ZM62 137V138H61ZM39 140H38V139ZM60 138H61V140L63 141H65L66 139H68V140H66L65 142L63 141V142H61V140H60ZM66 138V139H65ZM24 139V140H23ZM29 139L30 140H32V141H30L32 144V146L30 145V142H29ZM59 140H60V143H59ZM22 141H24V142H22ZM37 141H38V145H37ZM55 141V142H54ZM19 142V143H18ZM28 143V144H27ZM54 143H56V144H58L59 146H58V148H56V144H54ZM97 143V144H96ZM19 144V145H18ZM36 144V145H35ZM60 144H61V146H60ZM64 144L66 145L65 146V148H64ZM25 145V146H24ZM56 145V146H55ZM31 146V147H30ZM54 146V147H53ZM97 146H98V149L100 148V146H102V151L101 150H99V152L101 153V155H100V153L98 152V149H97ZM26 147H27V149H26ZM28 147H30L29 148V150H28ZM33 147V148H32ZM62 147V148H61ZM37 148V149H36ZM56 148V149H55ZM60 148V149H59ZM51 149V150H50ZM58 149V150H57ZM64 151H63V150ZM35 150V151H34ZM59 150H62V152L61 151H59ZM94 150V151H93ZM32 151V152H31ZM33 151H34V153H33ZM36 151H37V153H36ZM40 151H42V153L40 152ZM93 151V152H92ZM15 152H16V154H15ZM24 152V153H23ZM27 152V153H26ZM30 152V153H29ZM66 152V153H65ZM20 154V156H18L17 157V155H19ZM39 153V154H38ZM62 155H61V154ZM24 154V155H23ZM30 154V156L28 157V155ZM33 154H34V156H33ZM36 154V155H35ZM41 154V155H40ZM76 154V155H75ZM77 154L79 155V156H77ZM81 154V155H80ZM97 154V155H96ZM26 155V156H25ZM37 155H38V157H37ZM65 155V156H64ZM83 155V156H82ZM16 156V157H15ZM66 156H69L68 158H74V160L73 161H71L72 159H70V160H68V158L66 157ZM83 158V160L85 161H82V158ZM90 156V157H89ZM23 157H25L24 159H23ZM28 157V158H27ZM78 157V158H77ZM80 157V158H79ZM86 157L88 158V159H86ZM15 158V159H14ZM21 158V159H20ZM37 158V159H36ZM67 158V159H66ZM86 160H85V159ZM17 159H20V160H17ZM78 159V160H77ZM14 160V161H13ZM26 160V161H25ZM38 160V161H37ZM65 160V162H64V164H63V161ZM81 160V161H80ZM21 161V162H20ZM22 161H25L26 162V165H25V162H22ZM70 163H69V162ZM79 161V162H78ZM18 162V163H17ZM29 162V163H28ZM30 162H31V164H30ZM74 162H75V165H72V163L74 164ZM82 162V163H81ZM15 163H17L16 165H17V167H15L16 165H15ZM67 163V164H66ZM103 165H102V164ZM27 164H29L28 165V167H27ZM59 164V165H58ZM71 164V165H70ZM101 164V165H100ZM23 165H25V166H23ZM54 165V166H53ZM61 165V166H60ZM64 165L66 166V167H64ZM68 165V166H67ZM84 165V166H83ZM109 165V164H108ZM90 167V169H89V167ZM23 167L25 168V167H27L28 168V170H27V168L26 169H23ZM64 167V168H63ZM54 168L56 169V170H58L57 172L54 170ZM63 168V169H62ZM66 168V169H65ZM19 169V170H18ZM22 169H23V171H22ZM61 169V170H60ZM77 169H78V171H77ZM25 170V171H24ZM39 170V169H38ZM41 170V169H40ZM40 170L38 171V172H40ZM44 170V169H43ZM59 170H60V172H59ZM63 170V171H62ZM65 170V171H64ZM67 170V171H66ZM75 170V171H74ZM88 170H90V171H88ZM93 170V171H92ZM101 170H103V169H101ZM17 171V172H16ZM21 173H19V172ZM55 173H54V172ZM25 172V173H24ZM28 172V173H27ZM62 172V173H61ZM76 172V173H75ZM44 173V172H43ZM78 173V174H77ZM90 175H89V174ZM15 174H17V175H15ZM22 174H24L23 176H27V177H24L23 178V176H22ZM31 174V175H30ZM89 175L88 177H87V175ZM28 175H30V177H32L31 179H33L34 181H32L31 179L29 180L28 178ZM43 175V174H42ZM56 175V176H55ZM60 175V176H59ZM22 176V177H21ZM55 176V177H54ZM57 176H59V178H57ZM73 176V177H72ZM41 177V176H40ZM54 177V178H53ZM73 178V180H72V178ZM52 178V179H51ZM70 178H71V180H70ZM76 178V179H75ZM88 178V179H87ZM90 178V179H89ZM92 178H93V176H92ZM23 179V180H22ZM25 179H27V181L25 180ZM49 179V180H48ZM55 179H59V180H55ZM75 179V180H74ZM86 179H87V182H86ZM41 180V179H40ZM25 181H26V183H27V185H29L28 183H32L33 184V186H32V184L30 185V187H31V189H32V187H33V189H34V187H35V185H36V188L33 190H31L30 192L28 191V188H30V187H28L27 185H26V187H28L27 189H25L27 192H25V190H24V186H25ZM36 181V182H35ZM47 181H55L53 184L55 185V186H53V184H52V182L51 183H47ZM76 181V182H75ZM41 182V181H40ZM70 182V183H69ZM74 182V183H73ZM51 184V185H50ZM73 184V185H72ZM44 185H46V187H43ZM51 186L52 188H50L49 186ZM74 186V187H73ZM78 186V187H77ZM17 187H21V188H23V189H21V188H17ZM25 187V188H26ZM76 187V188H75ZM59 188H60V191H58L59 190ZM65 188V189H64ZM18 189H20V190H18ZM45 189H48V190H46L45 191ZM55 191H54V190ZM64 189V192L63 191H61V190H63ZM18 192H17V191ZM21 190H23V193L25 192L26 193V195H25V193H24V197H23V195H21ZM30 190V189H29ZM37 190V191H36ZM38 190H42L43 192H42V194L40 193L39 194V191ZM53 190V191H52ZM67 190V191H66ZM20 191V192H19ZM33 191V192H32ZM56 191H58V192H56ZM31 192H32V194L33 193H36V194H33V196L31 195ZM37 192H38V194H37ZM41 192V191H40ZM46 192V193H45ZM59 192L61 193V195L63 194V196H61L60 194H59ZM9 193V194H8ZM12 193V194H11ZM20 193V194H19ZM22 193V194H23ZM43 193H44V195H43ZM55 194V196H54V194ZM58 193V194H57ZM64 193H66V194H64ZM17 194H18V196H17ZM56 194H57V197H56ZM6 195H7V197H6ZM9 195H10V197H9ZM13 195H15V196H13ZM40 195H42L41 196V199L39 198L40 197ZM59 195V196H58ZM34 196H35V198H34ZM53 196V197H52ZM15 197V198H14ZM18 197V198H17ZM37 197V198H36ZM56 197V198H55ZM13 199V200H11V201H9L10 199ZM21 198V199H20ZM27 198V199H26ZM34 198V199H33ZM60 199V200H58V199ZM21 200L22 201V199H23V201H24V204H27V205H25V207L23 206L24 204H23V202H22V204H20L21 203V201H20V203L19 202H17V200ZM24 199H26V200H24ZM36 199V200H35ZM39 199L42 201V202H40L39 201ZM53 199H54V201H55V203H54V201H53ZM29 200V201H28ZM30 200H31V202H30ZM35 200V201H34ZM25 201H27V203L25 202ZM34 201V204H37V205H35L36 207H43L44 206V208H39V209H41V210H43V211H39L40 213H38V215H40L41 216V218L38 216V218L41 220V221H39V223L37 222L38 220H34L35 221V223H34V221L32 222V221H30V219L29 218H26L27 217V215L25 214H22L23 213V209H22V207L24 208V209H26V207L27 208H29V209H31V208H34V206H30V203H31V205L33 204L32 202ZM43 201H46V202H44L43 203ZM12 202H13V204H14V206H13V204H12ZM30 202V203H29ZM41 204H40V203ZM57 202L59 203V204H57ZM61 202V203H60ZM16 203H17V206H16ZM28 203H29V206H28ZM10 204H12V206L10 205ZM33 204V205H34ZM40 204V205H39ZM45 204V205H44ZM54 205V206H53ZM11 206V207H10ZM15 207V208H14ZM53 207H56V208H54V210H52V212H50V210H51V208L53 209ZM18 208H19V210H18ZM21 208V209H20ZM56 209V210H55ZM59 209V211H57ZM22 210V212H20ZM45 210V211H44ZM15 211H19L18 213H16ZM53 211H54V213H53ZM55 211H56V213H55ZM58 212V213H57ZM22 214L21 216H20V214ZM51 213H53V215H51ZM25 216V217H24ZM51 216V217H50ZM24 218H26V219H24ZM49 218V219H48ZM55 219V220H54ZM49 220V221H48ZM54 220V221H53ZM30 221V222H29ZM30 224H29V223ZM32 222V223H31ZM50 223V224H49ZM55 223V224H54ZM30 225V226H29ZM55 225H57V227H55ZM48 226L50 227V229L48 228ZM31 227H33V228H31ZM31 228V229H30ZM52 228H54L55 230H56V228H57V230L55 231V232H57V234H55L54 235V237L53 238H51V237H49V236H47V235H49L48 234V231L47 230H52ZM46 231H47V233H46ZM54 231V230H53ZM60 231V232H59ZM59 232V233H58ZM46 234V235H45ZM58 234H60V235H58ZM58 236V238H57V236ZM59 236H61V237H59ZM48 239V240H47ZM53 239V240H52ZM50 243H49V242ZM45 242H48L47 244L45 243ZM48 244H50V245H48ZM50 246V247H49ZM60 251V252H59ZM28 254H27V253ZM32 252V253H31ZM27 254V255H26ZM31 256V257H30ZM18 257V258H17ZM22 257V258H21ZM16 258H17V260H16ZM21 258V259H20ZM14 259V260H13ZM32 259V260H31Z\"/></svg>","mask_w":264,"mask_h":264},{"label":"water","instance_id":"95a60500","mask_svg":"<svg viewBox=\"0 0 264 264\" xmlns=\"http://www.w3.org/2000/svg\"><path fill=\"white\" fill-rule=\"evenodd\" d=\"M253 264H264V232L262 234L256 257Z\"/></svg>","mask_w":264,"mask_h":264}]
</instances>
